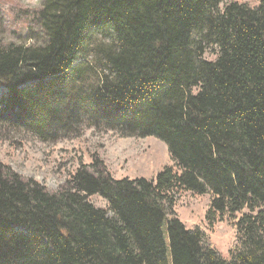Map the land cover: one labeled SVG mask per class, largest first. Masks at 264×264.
<instances>
[{
  "label": "trees",
  "instance_id": "1",
  "mask_svg": "<svg viewBox=\"0 0 264 264\" xmlns=\"http://www.w3.org/2000/svg\"><path fill=\"white\" fill-rule=\"evenodd\" d=\"M223 3L45 0L44 42L0 47L1 120L54 135L91 108L166 143L181 171L118 180L95 160L51 192L0 163V264H264V0ZM97 29L114 43L96 47L108 72L87 91ZM182 191L213 194L208 219L242 213L228 256L177 217Z\"/></svg>",
  "mask_w": 264,
  "mask_h": 264
},
{
  "label": "rangeland",
  "instance_id": "2",
  "mask_svg": "<svg viewBox=\"0 0 264 264\" xmlns=\"http://www.w3.org/2000/svg\"><path fill=\"white\" fill-rule=\"evenodd\" d=\"M257 4L260 0H224ZM45 0H0V47L10 45L30 46L44 42V33L34 20ZM87 59H84V79L79 86L90 90L100 84L102 72H108L96 47L114 43L109 30H95ZM214 48L206 45L204 57L215 58ZM6 89L0 87V97ZM70 130L52 131L39 135L10 118H0V163L9 166L24 179H35L51 192H58L79 169H91L95 160L115 179H154L165 167H173L181 173L172 159L166 143L152 136H122L111 129L106 120L91 108H81L73 113ZM214 196L211 192L199 194L192 191L179 192L174 198V211L188 228H200L212 243L226 256L237 243V221L230 215H216L208 219ZM100 208H108L100 195L90 197Z\"/></svg>",
  "mask_w": 264,
  "mask_h": 264
}]
</instances>
